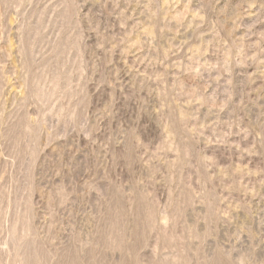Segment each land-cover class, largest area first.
Segmentation results:
<instances>
[{"label": "rangeland", "instance_id": "1", "mask_svg": "<svg viewBox=\"0 0 264 264\" xmlns=\"http://www.w3.org/2000/svg\"><path fill=\"white\" fill-rule=\"evenodd\" d=\"M0 264H264V0H0Z\"/></svg>", "mask_w": 264, "mask_h": 264}]
</instances>
